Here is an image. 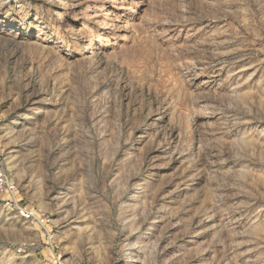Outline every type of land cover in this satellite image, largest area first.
<instances>
[{"label": "rangeland", "instance_id": "374dc122", "mask_svg": "<svg viewBox=\"0 0 264 264\" xmlns=\"http://www.w3.org/2000/svg\"><path fill=\"white\" fill-rule=\"evenodd\" d=\"M0 264H264V0H0Z\"/></svg>", "mask_w": 264, "mask_h": 264}, {"label": "built area", "instance_id": "2783aa9c", "mask_svg": "<svg viewBox=\"0 0 264 264\" xmlns=\"http://www.w3.org/2000/svg\"><path fill=\"white\" fill-rule=\"evenodd\" d=\"M22 216H24V214L22 213ZM25 217L28 219V218H30V215H25ZM43 222V221H42Z\"/></svg>", "mask_w": 264, "mask_h": 264}]
</instances>
